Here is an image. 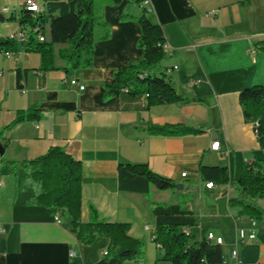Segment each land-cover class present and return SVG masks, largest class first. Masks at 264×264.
Segmentation results:
<instances>
[{"label":"crops","instance_id":"0c3cea01","mask_svg":"<svg viewBox=\"0 0 264 264\" xmlns=\"http://www.w3.org/2000/svg\"><path fill=\"white\" fill-rule=\"evenodd\" d=\"M24 1L0 0V13L17 17L0 21V36L18 29ZM151 1L154 11L148 16L162 26L168 54L158 68L178 65L169 76L185 98L180 102L147 106L144 95L105 96L104 86L114 71L142 55L138 17L143 7L136 0L94 1L111 35L95 42L90 67L67 71L57 55L67 44L54 45L53 70H44L42 55L22 43L11 57L0 51V264H92L107 251L109 238L98 235L91 244L81 243L71 230L70 216L38 204V184L26 169L11 167L54 146L82 162L81 221H89L94 207L99 219L128 223L129 234L142 241L143 258L124 264H171L155 240L151 209L153 202L178 201L156 187L149 193L121 191V162L146 163L176 183H190L185 206L197 216L198 225L183 229L192 234L193 243L212 231L223 238L226 264H264V218L237 216L229 207L230 198H245L234 184L244 163L264 160L254 125L245 119L238 99L241 89L264 84V0ZM46 34L48 38V29ZM72 78L85 87L70 85ZM34 106L43 117L8 127L19 111ZM166 124L202 132L161 135L147 130ZM215 141L220 150L211 149ZM201 164L228 167L233 182L206 187ZM253 202L264 211V198ZM240 229L255 233L256 239H239ZM234 249L236 260L230 257Z\"/></svg>","mask_w":264,"mask_h":264},{"label":"trees","instance_id":"16d2710c","mask_svg":"<svg viewBox=\"0 0 264 264\" xmlns=\"http://www.w3.org/2000/svg\"><path fill=\"white\" fill-rule=\"evenodd\" d=\"M95 0H44V11L35 18L29 11L21 9L19 23L35 26L40 24L47 36L46 40H32L26 49L42 55L44 70L56 69L55 44H67L57 55L67 63L66 70L93 65L95 42L110 37V27L101 20L94 7ZM117 4L123 0H109ZM140 3L141 0H136ZM17 19L14 14L5 17L0 13V21ZM141 36L138 47L141 58L128 62L114 71L113 79L104 86L105 96H145L147 106L163 103H175L185 100L173 86L169 74L164 68H158L168 58L164 48L166 37L162 26L153 22L146 11L138 17ZM255 49H260L259 44ZM18 43L8 36H0V51L14 52ZM20 80V74L17 75ZM243 115L254 125L261 148L264 149V84H256L241 89L238 93ZM43 113L38 106L19 111L9 124L12 127L23 120H39ZM147 130L152 134L185 135L198 134L200 128L189 125H150ZM27 170L30 179L38 184L36 201L46 207H54L66 212L71 219V230L81 243L91 244L98 235L109 238L107 253L92 264H124L127 260H139L144 256L141 240L129 234L130 225L126 222H109L99 219L94 207L88 222L81 221V187L83 165L62 147H51L47 153L21 163H12L16 169ZM201 179L213 184L233 182L226 166H200ZM118 188L126 192L149 193L151 187L158 190H174L176 182L154 172L146 163L121 162L117 168ZM236 188L245 195L232 197L229 207L237 216H247L253 220H262L264 211L253 200L264 198V160L254 159L244 163L239 178L234 181ZM186 203V202H185ZM181 203L153 202L152 213L156 222L155 240L163 249V259L171 264H221L224 254L222 244L212 242L206 235L192 242L193 236L186 233L184 227L198 225L194 212Z\"/></svg>","mask_w":264,"mask_h":264},{"label":"built area","instance_id":"2783aa9c","mask_svg":"<svg viewBox=\"0 0 264 264\" xmlns=\"http://www.w3.org/2000/svg\"><path fill=\"white\" fill-rule=\"evenodd\" d=\"M141 6L143 9L146 11V13H152L154 11V6L152 4L151 0H141L140 1ZM45 8L44 2L40 3L37 0H25L23 3V6L21 9H25L26 11H29L32 16L35 18L39 13L43 12ZM4 11H8V8H3ZM209 14L213 15L215 14L214 11L210 12ZM45 31H47V27L44 28ZM34 36V39L37 41H44L46 40V35L43 33V28L42 26L38 23L35 26H30V25H19L18 29L14 32H11L8 34V37L12 40H15L18 44L22 43L26 45L29 41L32 40V36ZM164 48L166 50L167 45L166 43L164 44ZM6 56L11 57L13 52L10 51H5L4 52ZM165 71L167 74H170L173 70L178 69V65H174L173 67H164ZM69 84L72 86H78L80 89H83L85 86L79 84L78 80L75 78L69 79L68 80ZM146 99V98H145ZM211 149L212 150H220V143L219 141H215L211 144ZM183 176L186 175V172L182 173ZM1 185V182H0ZM206 187L211 188L214 184L212 181L206 182ZM56 220L60 222V219L57 217ZM186 233H189L186 229H183ZM2 232V228L0 226V234ZM206 237L208 240L223 244V238L221 236L216 235L214 232L209 231L206 234ZM238 237L239 239H244L245 237H248L251 240L256 239V235L253 232L246 233L244 229H240L238 232ZM107 251H105V254ZM75 252H70V256H74ZM230 257L234 260L238 258V251L237 249L232 250ZM226 257L224 256L223 262L221 264H226Z\"/></svg>","mask_w":264,"mask_h":264},{"label":"rangeland","instance_id":"374dc122","mask_svg":"<svg viewBox=\"0 0 264 264\" xmlns=\"http://www.w3.org/2000/svg\"><path fill=\"white\" fill-rule=\"evenodd\" d=\"M183 184H184V189L183 190H180L178 188H175L174 190H166V192H168V194H169L168 198L170 197L169 199L177 200L179 203L184 204L189 199L188 190H190L189 189L190 183L189 182H183ZM159 191H161V190H159ZM162 199H166V198L162 197ZM162 202L166 203V201H164V200Z\"/></svg>","mask_w":264,"mask_h":264},{"label":"water","instance_id":"95a60500","mask_svg":"<svg viewBox=\"0 0 264 264\" xmlns=\"http://www.w3.org/2000/svg\"><path fill=\"white\" fill-rule=\"evenodd\" d=\"M176 188H178V189L183 188V184H181V183H177V184H176Z\"/></svg>","mask_w":264,"mask_h":264}]
</instances>
